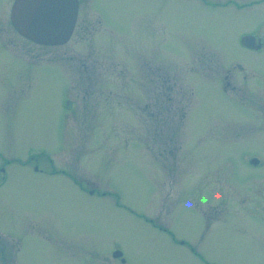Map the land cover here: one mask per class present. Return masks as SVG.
<instances>
[{
    "label": "rangeland",
    "instance_id": "374dc122",
    "mask_svg": "<svg viewBox=\"0 0 264 264\" xmlns=\"http://www.w3.org/2000/svg\"><path fill=\"white\" fill-rule=\"evenodd\" d=\"M8 4L0 264H264V48L239 43L264 41V0H80L57 47Z\"/></svg>",
    "mask_w": 264,
    "mask_h": 264
},
{
    "label": "water",
    "instance_id": "95a60500",
    "mask_svg": "<svg viewBox=\"0 0 264 264\" xmlns=\"http://www.w3.org/2000/svg\"><path fill=\"white\" fill-rule=\"evenodd\" d=\"M78 0H15L11 19L14 28L36 44H65L76 23ZM252 44L254 38H244ZM121 253H114V257Z\"/></svg>",
    "mask_w": 264,
    "mask_h": 264
},
{
    "label": "flooded vegetation",
    "instance_id": "af4514ba",
    "mask_svg": "<svg viewBox=\"0 0 264 264\" xmlns=\"http://www.w3.org/2000/svg\"><path fill=\"white\" fill-rule=\"evenodd\" d=\"M9 1V4H8V12H7V23L10 25L11 24V22H10V9H11V5H12V1L13 0H7V2ZM4 6L5 5H0V11H2L3 9H4ZM9 27V26H8ZM256 37H257V39H259L260 41H261V46L259 47V49H257V50H251V51H254V52H260L261 50H263V48H264V41L259 37V36H257L256 35ZM1 43V42H0ZM256 46H258V44H255ZM248 50H250V49H248ZM201 52V55L200 56H198V57H200L199 59H204L206 56V54H208V56L210 55V57H216V54H214V53H212V52H203V51H200ZM216 59H217V57H216ZM217 61H218V59H217ZM197 62H198V60H197ZM202 61H200L199 60V63H201ZM219 63V62H218ZM221 65V64H220ZM234 67H239L240 69H241V71H239V72H243L242 70H244L245 69V71H246V68H244L242 65H240V64H236V65H233ZM222 67V66H221ZM232 67V66H231ZM230 68V67H229ZM226 71H229V69H227ZM198 73V72H197ZM196 73V75H198ZM251 73V75H249L248 77L249 78H256L257 77V75L256 74H253L252 72H250ZM194 74V73H193ZM236 75V74H235ZM199 76V75H198ZM235 77V76H234ZM243 77L244 78H246L247 76H244L243 75ZM200 78H202V77H200ZM229 78H230V76L228 75V74H226L225 75V78H224V80H223V84H222V88H223V91H224V93H226V90H231V92L233 93H235V87L234 86H231V82H230V80H229ZM236 78V77H235ZM202 79H204V78H202ZM204 80H206V79H204ZM206 81H211V80H206ZM240 84H244V81L242 80H240V82H239ZM239 89V88H238ZM241 89V88H240ZM172 89H168V92H170ZM244 90H248V88H245ZM249 91V90H248ZM261 91V90H260ZM264 91V90H263ZM250 92V91H249ZM257 92H259V91H257ZM171 93V92H170ZM251 93H255V92H251ZM227 94V93H226ZM230 96H232V95H230ZM240 95H238V97H239ZM254 96H258L257 94H253V96L252 97H249L248 98V100L250 99V98H253V99H255L256 101H258V102H260L258 99H259V96H258V98H256V97H254ZM234 99H235V96L233 95L232 96ZM260 98H262V96H260ZM168 99H170V97L168 98ZM237 101H238V99H236ZM247 100V101H248ZM168 101H170L171 102V100H168ZM236 101V102H237ZM181 102H183V101H181ZM238 103V102H237ZM239 104V103H238ZM240 105V104H239ZM185 107H186V105L185 104H183L180 108H178V106L176 107V108H174V106H173V104H169L168 106H167V118L169 119V120H172V119H175L177 116H179L180 117V114H181V117H180V120H183V119H187V117H188V114H189V112H190V110L191 109H188V111L185 109ZM175 111H178V113H176ZM260 163L259 164H256L255 166L256 167H260ZM0 176H1V179L2 180H4L5 179V168L4 167H1L0 166ZM124 263V262H123Z\"/></svg>",
    "mask_w": 264,
    "mask_h": 264
}]
</instances>
